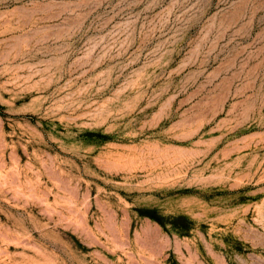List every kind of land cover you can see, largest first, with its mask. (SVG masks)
Segmentation results:
<instances>
[{"label": "rangeland", "instance_id": "374dc122", "mask_svg": "<svg viewBox=\"0 0 264 264\" xmlns=\"http://www.w3.org/2000/svg\"><path fill=\"white\" fill-rule=\"evenodd\" d=\"M0 264H264V0H0Z\"/></svg>", "mask_w": 264, "mask_h": 264}]
</instances>
